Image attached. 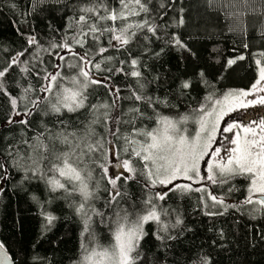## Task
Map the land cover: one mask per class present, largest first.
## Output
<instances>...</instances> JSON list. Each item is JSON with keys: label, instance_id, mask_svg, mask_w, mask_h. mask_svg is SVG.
I'll use <instances>...</instances> for the list:
<instances>
[{"label": "trees", "instance_id": "obj_1", "mask_svg": "<svg viewBox=\"0 0 264 264\" xmlns=\"http://www.w3.org/2000/svg\"><path fill=\"white\" fill-rule=\"evenodd\" d=\"M99 2L0 0V71L8 69L0 82L17 99L14 110L9 96L0 92V244L12 264H82L86 254L82 245L91 249L97 243L112 244L115 224L110 220L116 212L124 215L123 210H127L135 220L144 214V201L149 196L161 213V224L144 225V235L132 253L135 264H203L205 257L210 264H264V208L242 203L248 195L245 177L235 176L223 185L208 182L203 187L206 191L201 192L168 191L171 185L151 187L143 163L124 151L130 150L125 138L143 141L144 137L134 132L157 127L160 116L172 120L189 116L226 93L248 89L254 83L256 60H264L260 56L264 53L261 0L250 4L235 0V6H231L233 0H145L147 13L117 24L147 20L156 28L155 34L147 28H133L129 34L134 31L136 35L129 44L112 47L110 33H104L99 41L89 36L80 47L71 37L79 31L76 21L83 14L81 8ZM103 3L109 9L120 8L119 0ZM106 23L111 26V21ZM29 37H35V43L30 45ZM174 37L185 47L176 46ZM66 40L74 52L82 55L88 51L89 59L101 64L99 70L88 65L101 83L90 85L85 107L55 113L51 105L58 94L55 89L53 93L42 91L47 83L44 77L57 71L70 77L79 71L69 67L79 63L78 57L64 48H52ZM99 46L108 49L103 56L95 55ZM133 59L137 60L139 77L130 75ZM229 60L236 62L229 65ZM184 82L190 86L183 88ZM63 83L72 86L67 80ZM134 93L144 99L135 100ZM38 98L34 106L31 101ZM15 111L31 114L15 115ZM10 119L28 123H9ZM64 135L72 146L84 148L88 142L100 145L78 165L85 169V176L92 171L87 182L94 198L89 201L92 219L87 232L84 218L76 212L82 197L78 192L52 191L47 182L53 176L48 171L50 159H41L42 155L51 158V150L68 151L69 145L62 143ZM41 142L48 145L49 152L39 148ZM112 151L119 153L120 159H131L136 173L132 179L117 181L118 203L109 205L114 190L99 165L116 163ZM191 186L198 188L193 183ZM164 192L168 193L164 200L156 198V193ZM208 192L222 197L224 205L235 207L213 205ZM92 208L104 213L103 222ZM47 214L56 217L51 224ZM177 218L182 223L176 224Z\"/></svg>", "mask_w": 264, "mask_h": 264}, {"label": "snow or ice", "instance_id": "obj_2", "mask_svg": "<svg viewBox=\"0 0 264 264\" xmlns=\"http://www.w3.org/2000/svg\"><path fill=\"white\" fill-rule=\"evenodd\" d=\"M245 4L253 3L254 0H239ZM262 6H264V0H261ZM120 8H111L100 0L99 3H93L91 6H84L81 8V14L76 21L79 26L77 35L71 37L73 43L84 47L87 43L89 36L93 41H99L100 36L104 33H110L109 45L112 47L124 46L129 44L132 36L136 33L133 31L129 34V30L144 29L147 28L148 32L155 34L156 28L145 20L143 23H126L123 26H118V21H128L129 17L139 16L141 13H147L149 8L145 3V0H119ZM231 6H235V0ZM243 13H241L242 15ZM95 18V19H93ZM107 21H111V26L107 25ZM105 22L103 26L101 23ZM180 23H183L181 18ZM99 33V35H97ZM115 41V44H113ZM29 44L35 43V37H29ZM174 43L180 48H184L185 45L174 37ZM64 48L71 55L78 57V64H70L71 68H79V71L70 77L64 76L60 71L47 74L44 79L47 83L42 86V91L45 93H53L54 89L57 92L56 103L51 105V109L55 113H60L62 109H66L68 112H76L79 109L85 107V100L87 96L86 91L90 85H96L101 83L95 79L88 65L92 64L97 70L100 69V63H93L92 59H89V52L85 51L82 55L72 50V44L67 40L62 44H53L52 48ZM108 49L99 46L95 55L103 56ZM23 55V53H18ZM261 57H264V53H260ZM60 60H64L63 56L59 57ZM110 59V58H107ZM239 59H244L240 56ZM16 62L13 58V64ZM235 60H229V65L235 63ZM133 70L130 75L132 77H139L141 73L135 70L137 60L131 61ZM257 78L248 90H239L228 92L224 95L222 100H216L211 110H207L204 106H201L197 111L200 113L196 123L198 129L194 136H188L184 133L187 129H181L178 127L179 123H186L189 117H182L179 122L174 121L166 116H160L157 119V127L152 130H136L135 136H143V141L136 139H126V143L129 144V148L124 151L129 152L131 156L138 158L143 163L145 175L150 182L151 187L156 185L169 186L168 191H206L204 188L193 189L191 184H179L174 183L178 179H184L192 181L193 183H200L201 180L206 179L212 184H226L235 176L245 177L249 181V187L247 189L248 195L245 197L242 203L244 204H258L264 208V118L256 121L253 120L251 124H240L236 122L228 123L227 126L220 128V121L229 112L237 109H246L257 104L264 105V60L257 59ZM11 67V65H9ZM26 70V69H25ZM8 71L7 68L0 71V77H4ZM67 80L72 86H65L63 81ZM190 85L188 82H184L183 88H188ZM30 89H25L27 93ZM0 92L9 96L12 108H17V99L12 97L7 89L4 88L2 82H0ZM135 100L141 101L144 97L133 94ZM249 97H253L249 99ZM24 99V97H21ZM32 100L31 103L36 106L39 102ZM47 99V97H43ZM211 100V97H208ZM151 103V101H149ZM95 107V106H93ZM107 107V105H103ZM133 111H139L134 109ZM30 112L20 113L15 111V115H30ZM9 123H21L27 124V120L15 121L10 119ZM96 121H93L95 123ZM118 131V130H117ZM230 133V136H226L225 140L229 146L223 144L218 145L217 133ZM113 134H116L115 132ZM68 135H75L70 133ZM68 135L63 136L62 143L68 144V151L57 152L51 150V158L47 155H42L41 159H50L49 172L53 173V176L48 179V184L52 191L64 190L69 194L78 192L82 197V202L76 208L77 214L84 218L85 232L89 230V222L92 216L89 215V201L94 198V192L90 190L88 180L92 179V171L88 170L87 175H83L85 169L80 168L79 163L83 162L85 156L95 153L100 145L99 142H88L84 148H81L79 144L72 146L68 140ZM218 145V146H216ZM39 148L47 153L49 148L47 144L40 143ZM80 149V151H77ZM223 153V154H222ZM117 165L122 171L114 177H108V183L112 185L113 192L110 193V200L108 204L118 203L117 197L120 196V192L116 191L117 181L121 178L128 180L132 179L136 173V168L133 167L132 160L129 158L120 159L119 153L112 151ZM208 157L205 161L207 168L206 176H202L200 162ZM108 157L105 156L107 161ZM3 165L0 164V168ZM103 169L105 176H108V167L106 164L99 165ZM124 173L129 175L124 176ZM63 178L68 184L72 185L69 189L66 187V183L62 182ZM2 178V177H0ZM149 185H146V187ZM232 189L230 188L229 191ZM167 192L156 193V198L164 200L167 196ZM207 197L212 201L213 205L219 204L227 207H235V205H224L222 197L214 195L212 192L207 193ZM145 212L142 215H137L135 220L130 219L131 213L127 210L124 211V215H121L119 211L115 214V219L110 220L115 224V228L111 231L113 243L109 246H102L99 243L91 249L82 245L85 250L82 264H135L136 258L132 256V253L139 246V241L144 235V225L149 222H156L161 224V213L157 210V205L153 203V198L148 197L144 201ZM207 206V205H206ZM95 215H99L103 222V212L96 211L95 208L91 209ZM49 224L56 219L55 216L47 214L45 217ZM182 221L177 218L176 224H180ZM166 230V226H164ZM158 239H161L159 235ZM4 245L0 244V248ZM203 264H210V261L205 257Z\"/></svg>", "mask_w": 264, "mask_h": 264}, {"label": "rangeland", "instance_id": "obj_3", "mask_svg": "<svg viewBox=\"0 0 264 264\" xmlns=\"http://www.w3.org/2000/svg\"><path fill=\"white\" fill-rule=\"evenodd\" d=\"M250 88H251V86L248 89H250ZM248 89H245V90H248ZM230 92H232V91H230ZM223 97H224V95L219 97L216 100H222ZM252 98L253 97H249V99H252ZM216 100H214L213 102L206 105L205 108L207 110H211V108L215 104ZM199 115H200L199 112L190 114L189 116H187V117H189V119L187 120L186 123H179L178 124V127L181 128L182 130L187 129V132L184 133L185 135H188V136H194L195 135V133L199 127L198 124L196 123L197 119L199 118ZM185 116L186 115L181 116L180 118H178L174 121L179 122L181 120V118L185 117ZM262 118H264V105L257 104L255 106H251V107H248L246 109H237L235 111L229 112L226 116L223 117V119H221L220 128L222 129L223 127L227 126L228 123H232V122H236V123H240V124H251L253 120L258 121ZM230 135H231L230 133H223L222 131L218 132L217 133L218 145L223 144L224 146H229L227 144V141L225 140V137L230 136ZM218 145H216V146H218ZM207 159H208V157H205V159L200 162L202 176L207 175V172H206L207 165L205 163V161ZM108 169H109L108 177H114L115 175H117L118 173H120L122 171V169L119 168L117 163H113V165L109 166ZM208 182H210V181H207L206 179L201 180L200 183H193L192 181L184 180V179H178L177 180V183H179V184H192L193 183V184L197 185L198 188L199 187L203 188L205 186V184ZM248 187H249V185H248Z\"/></svg>", "mask_w": 264, "mask_h": 264}, {"label": "water", "instance_id": "obj_4", "mask_svg": "<svg viewBox=\"0 0 264 264\" xmlns=\"http://www.w3.org/2000/svg\"><path fill=\"white\" fill-rule=\"evenodd\" d=\"M0 264H12V260L4 248H0Z\"/></svg>", "mask_w": 264, "mask_h": 264}]
</instances>
